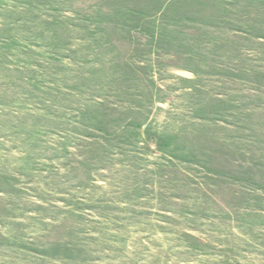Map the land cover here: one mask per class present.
Wrapping results in <instances>:
<instances>
[{
	"label": "rangeland",
	"instance_id": "obj_1",
	"mask_svg": "<svg viewBox=\"0 0 264 264\" xmlns=\"http://www.w3.org/2000/svg\"><path fill=\"white\" fill-rule=\"evenodd\" d=\"M0 264H264V0H0Z\"/></svg>",
	"mask_w": 264,
	"mask_h": 264
}]
</instances>
